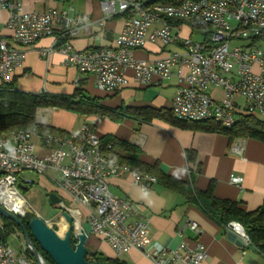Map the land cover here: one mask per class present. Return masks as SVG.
<instances>
[{
    "label": "built area",
    "instance_id": "obj_1",
    "mask_svg": "<svg viewBox=\"0 0 264 264\" xmlns=\"http://www.w3.org/2000/svg\"><path fill=\"white\" fill-rule=\"evenodd\" d=\"M98 5L103 19L96 23L97 29L103 28L104 20L121 17L122 30L113 46L80 51L71 46V40L90 21L88 15L75 13L71 6H52L40 13L27 10L24 0H0V11L7 14L4 29L10 33L9 40L0 35L1 84L12 83L14 70L23 63L24 48L50 38L51 45L37 51L39 57L48 60L53 53L61 54L64 67L93 76L100 91L127 86V72L142 86H159L174 77L177 85L169 110L176 121H213L227 130L242 116L264 121V50L258 46L264 41V0H98ZM182 28L189 30L188 36L181 34ZM193 29L202 34V41L191 39ZM237 41L245 43L231 47ZM146 42L180 50L152 62L136 59L134 52ZM211 88L220 89V101L212 99ZM35 123L45 126L38 114ZM38 147L46 151L44 156L37 154ZM230 151L241 155L242 148L234 144ZM24 172L47 177L74 206L63 203L64 210L82 228L84 220L89 234L107 245L115 258L135 250L152 264H203L206 260L200 243L190 246L182 241L167 248L151 240L148 221L131 220L138 204L113 194L109 179L129 174L146 193L156 178L103 154L94 123L84 122L77 134L67 136L40 134L31 128L0 134V206L20 218L29 207L18 190L19 185L30 183L21 178ZM229 181L238 184L241 178L230 176ZM188 226L201 233L194 223ZM28 262L0 243V264Z\"/></svg>",
    "mask_w": 264,
    "mask_h": 264
},
{
    "label": "crops",
    "instance_id": "obj_2",
    "mask_svg": "<svg viewBox=\"0 0 264 264\" xmlns=\"http://www.w3.org/2000/svg\"><path fill=\"white\" fill-rule=\"evenodd\" d=\"M54 1L63 3L67 0ZM24 4L27 10H32V0H24ZM75 13L88 15L90 18L80 34L71 40V46L75 50L113 46L123 27L121 17L104 20L103 28L97 29L96 23L103 19L98 0H84L82 9ZM6 19V12L0 11V35L9 40L10 33L4 32ZM155 27L153 25L149 32ZM181 34L188 36L189 30L182 28ZM51 43L50 38H45L34 46L23 49V63L13 72L12 82L15 90L33 95H71L79 88L88 96L96 98L102 106L111 109L122 106L169 109L177 85L174 77L159 86H142L127 72V86L112 92L100 91L93 76L81 75L74 68L64 67L61 54L53 53L48 60L40 58L37 51L49 47ZM178 50L179 46L146 42L134 52V57L152 62L168 52ZM76 81H79L78 86ZM209 93L213 100H221L220 89L211 88ZM37 114L39 119H43L45 126L66 134H77L84 122L94 123V130L99 139L110 135L134 145L139 150L136 158L140 162L149 165L158 163L162 173L179 181L185 182L190 178L195 190H204L208 183L213 181L216 198L238 202L240 208L246 212L256 210L264 204V144L259 141L237 139L230 144L224 135L181 129L159 120L147 123L129 118L113 121L98 116L81 117L83 122L75 129L76 115L73 113L47 108L39 109ZM234 144L242 148L241 155L230 151ZM37 154L44 156L46 151L38 147ZM192 154L194 156H188ZM230 176L241 178V182L230 183ZM39 184L47 192V196L50 193L64 196L47 177L39 176ZM108 184L113 194L125 196L138 204V210L131 220L148 221L149 236L153 242L167 248H175L182 241L190 246L198 242L207 254L203 264H264V256L246 242V235L241 226L232 224L221 227L196 205L185 204L182 197L157 183L149 192L143 193L133 184L129 174H117L109 179ZM189 223H194L201 233L197 235L193 232L188 226ZM84 225L82 226L88 235L87 246L107 257H114L107 245L89 234L86 222ZM77 229L79 231L80 224L76 218ZM16 254L28 260V264H35L24 250ZM122 261L127 264H152L135 250L125 254Z\"/></svg>",
    "mask_w": 264,
    "mask_h": 264
},
{
    "label": "trees",
    "instance_id": "obj_3",
    "mask_svg": "<svg viewBox=\"0 0 264 264\" xmlns=\"http://www.w3.org/2000/svg\"><path fill=\"white\" fill-rule=\"evenodd\" d=\"M172 23L178 24L177 21ZM47 108L63 110L81 117L98 116L99 118H108L113 121H118L122 118L147 123L159 120L181 129L224 135L230 144L237 139H253L264 144V121L253 116H242L233 128L227 130L213 121L192 123L176 121L169 109L156 110L149 107L123 106L116 109L107 108L102 106L96 98L88 96L79 88H76L71 95L26 94L15 90L13 82L8 85L2 84L0 89V134L9 130L31 128L40 134L67 136L63 131L35 123L36 112L39 109ZM99 140L102 153L109 156L112 161L128 165L141 173L154 176L157 184L182 197L185 204L196 205L205 215L221 227H228L232 224L241 226L249 245L264 256V204L256 210L246 212L240 208L238 202L216 198L214 196L213 181L208 183L206 189L195 190L192 188L191 181H179L162 173L158 168V163L149 165L140 162L136 158L139 150L134 145L110 135H106ZM32 218L34 217L28 214L20 219L25 225ZM15 233L21 234L20 229L9 220L0 216V243L6 244V238L10 235H15ZM32 242L43 260L47 264H53L39 250L37 244L34 241ZM75 244L76 240L72 237V247ZM91 251L93 253L87 254L85 257L87 262L127 264L119 258L107 257L100 252ZM24 253L32 260L25 248Z\"/></svg>",
    "mask_w": 264,
    "mask_h": 264
},
{
    "label": "water",
    "instance_id": "obj_4",
    "mask_svg": "<svg viewBox=\"0 0 264 264\" xmlns=\"http://www.w3.org/2000/svg\"><path fill=\"white\" fill-rule=\"evenodd\" d=\"M48 200L52 207L60 211L57 215L58 221L66 224V230L62 236H59L38 216L25 223V227L20 217L13 215L0 206V216L9 220L20 229L24 246L33 262L35 264H47L32 241L37 244L39 250L53 264H109L86 261V255L93 252L87 246L88 235L85 230L80 227L79 232H76V223L73 217L62 207L63 201L57 194H48ZM72 237L76 240L74 247L71 245Z\"/></svg>",
    "mask_w": 264,
    "mask_h": 264
},
{
    "label": "rangeland",
    "instance_id": "obj_5",
    "mask_svg": "<svg viewBox=\"0 0 264 264\" xmlns=\"http://www.w3.org/2000/svg\"><path fill=\"white\" fill-rule=\"evenodd\" d=\"M32 1H33V6H31V9L35 10L36 12H41L43 11V9H46L52 6L55 7L56 9H63V8H67L71 6L75 11H79L80 9H82L83 4H84V0H67V1H64L63 3H59L54 0H32ZM4 32L8 33L7 30H4ZM191 39L195 41H202L203 36L198 30H194L193 34L191 35ZM244 43L245 42H238V41L232 42L231 47L241 46V45H244ZM258 46L264 50V41L259 42ZM153 93H155V91ZM51 121L52 119L50 120V122ZM82 122H83V119L81 118V116L76 115V121L74 124V128L77 129ZM21 178H25L26 180L28 179V182H30L27 185H24V186L21 185V187H18L20 194L22 195L27 205L29 206L28 211L26 212V215L29 214L33 217L35 216L40 217L59 236H62L63 233L60 232L61 227L59 225V221H58L59 219L56 216L58 210L50 205L47 192L39 184V176L37 177V175L34 173L24 172ZM19 184L20 183H17V186ZM60 198L62 199L63 203L68 208L74 207L61 194H60ZM84 223L85 221L82 220V225H84ZM6 239H7L6 244H8L14 250L15 253L16 252L18 253L19 251H23L24 242H23L21 234L15 233V235H10ZM119 259L124 260L125 255L120 256Z\"/></svg>",
    "mask_w": 264,
    "mask_h": 264
},
{
    "label": "bare ground",
    "instance_id": "obj_6",
    "mask_svg": "<svg viewBox=\"0 0 264 264\" xmlns=\"http://www.w3.org/2000/svg\"><path fill=\"white\" fill-rule=\"evenodd\" d=\"M60 223V227H62L61 231L60 232H64L66 230V224L64 222H59ZM76 232L78 233V229L76 230Z\"/></svg>",
    "mask_w": 264,
    "mask_h": 264
},
{
    "label": "flooded vegetation",
    "instance_id": "obj_7",
    "mask_svg": "<svg viewBox=\"0 0 264 264\" xmlns=\"http://www.w3.org/2000/svg\"><path fill=\"white\" fill-rule=\"evenodd\" d=\"M23 239V238H22Z\"/></svg>",
    "mask_w": 264,
    "mask_h": 264
}]
</instances>
